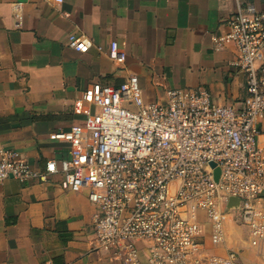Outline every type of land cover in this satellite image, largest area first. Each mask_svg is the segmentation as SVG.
<instances>
[{
    "label": "built area",
    "instance_id": "built-area-1",
    "mask_svg": "<svg viewBox=\"0 0 264 264\" xmlns=\"http://www.w3.org/2000/svg\"><path fill=\"white\" fill-rule=\"evenodd\" d=\"M237 4L228 32L213 39L236 48L233 65L247 81L244 107L218 105L204 88L159 80L154 86L164 97L147 101L133 74L117 86L94 83L84 100L96 110L85 125L50 135L69 144L68 156L37 169L21 151L2 147L0 182L61 176L62 190L87 191L97 210L93 250L115 264H248L244 249L231 245L236 228L258 250L255 264H264V10ZM14 6L21 19L23 3ZM93 45L87 36L69 37L79 52ZM109 55L125 66L117 41ZM231 199L238 202L230 208Z\"/></svg>",
    "mask_w": 264,
    "mask_h": 264
},
{
    "label": "crops",
    "instance_id": "crops-1",
    "mask_svg": "<svg viewBox=\"0 0 264 264\" xmlns=\"http://www.w3.org/2000/svg\"><path fill=\"white\" fill-rule=\"evenodd\" d=\"M240 1L264 10V0ZM237 6V0H0V150L21 151L37 169L68 156L69 144L50 135L85 125L96 110L84 100L92 84L117 86L130 74L139 77L147 101L159 80L204 88L218 105L244 107L247 81L233 65L236 48L213 39L228 32ZM72 34L91 38L93 47L85 53L70 47ZM112 41L126 53L125 66L110 57ZM259 129L264 145V119ZM60 179L0 182V264H115L93 250L97 210L88 192L64 191ZM236 229L231 245L255 264L258 250Z\"/></svg>",
    "mask_w": 264,
    "mask_h": 264
},
{
    "label": "rangeland",
    "instance_id": "rangeland-1",
    "mask_svg": "<svg viewBox=\"0 0 264 264\" xmlns=\"http://www.w3.org/2000/svg\"><path fill=\"white\" fill-rule=\"evenodd\" d=\"M141 87L143 88V86H142V83H141ZM172 87V86H171ZM144 89V88H143ZM152 91V90H151ZM154 92H155V94H154V99H156V100H158V99H160V98H162V97H164V92H157V90L156 89H154ZM144 95H145V91H144ZM153 99V100H154Z\"/></svg>",
    "mask_w": 264,
    "mask_h": 264
},
{
    "label": "water",
    "instance_id": "water-1",
    "mask_svg": "<svg viewBox=\"0 0 264 264\" xmlns=\"http://www.w3.org/2000/svg\"><path fill=\"white\" fill-rule=\"evenodd\" d=\"M216 176H217V179H218V172H217ZM237 202L238 201L236 199H231L230 202H229V207L231 208V207L235 206L237 204Z\"/></svg>",
    "mask_w": 264,
    "mask_h": 264
}]
</instances>
